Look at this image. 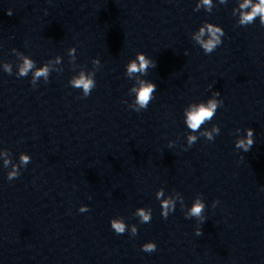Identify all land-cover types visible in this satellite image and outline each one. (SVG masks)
Here are the masks:
<instances>
[{
    "label": "clouds",
    "instance_id": "clouds-1",
    "mask_svg": "<svg viewBox=\"0 0 264 264\" xmlns=\"http://www.w3.org/2000/svg\"><path fill=\"white\" fill-rule=\"evenodd\" d=\"M219 4H226L227 0H218ZM238 6L232 9V14L234 16L238 15L237 23L240 26H247L256 21L259 18V22L264 26V0H237ZM215 7L213 0H198L196 7L193 11H199L203 8L205 11L211 13ZM8 15H12V9L7 10ZM224 29L216 24L205 22L202 26L199 27L198 31L192 33V39L203 49L205 54H211L215 49L221 45L222 37L224 36ZM16 50L13 49V52ZM76 49L75 47L68 49V55L75 59ZM22 62L17 65V77H26L31 72L32 78L30 83L33 87L37 85L38 80L43 78L45 82L48 81L49 75L51 73L50 65L53 61L49 60L47 63H44L42 66L37 67L36 62L31 59L29 56L24 55L23 53H18ZM60 57L57 56L55 63H60ZM92 64L97 67V70L100 66V60L95 58L92 60ZM149 67H156V62L150 59L145 53L137 52L134 59L129 60L126 65L125 75L132 79L134 74L138 76H144L147 74ZM3 69L6 73L11 75L13 73L12 65L10 63H4ZM95 73H86L81 71L78 75L73 76L69 84L73 88L81 89L83 96L87 97L91 94V91L96 86V81L94 79ZM211 87V85L209 86ZM157 90V85L145 79H138L134 85L131 87L129 94L135 96L134 101L128 105L129 108L140 112L141 110H146L149 103L153 99V94ZM220 95L219 91H213L211 98L206 102L201 101L198 103H192L184 109V118L187 128L190 130L187 135V145L191 147L197 140L198 135L194 133H199V136L205 137L207 140H214L216 135L220 134V128L218 125H213L211 129H204L201 131L202 126L208 123L213 119L216 114L218 107L223 105V101L217 99ZM126 103V101H125ZM240 129H236V132H239ZM246 133L240 138H237L235 141V147L237 149L243 150V152H248L254 145V129L247 128L244 130ZM174 142L170 141L169 146L171 147ZM5 157L8 156V153H3ZM31 160V157L27 154H20V163L19 165L12 164V169L7 173V179L9 181L17 178L20 175L19 169L26 166ZM11 163L9 159L4 160V167L7 168ZM176 197L182 200L179 193H176ZM156 198L160 201L161 205V215L163 218L167 219L168 215L175 210L176 199L172 196H165L163 188H160L156 191ZM218 203L215 201L213 206ZM205 209L204 201L197 197L189 208L186 218H197L200 222H204L205 216L203 215ZM86 205H82L79 208L80 212L88 211ZM135 216L140 218L141 223H149L152 218V213L150 208L140 207L137 208ZM111 228L115 231L116 234H124L126 231L130 230V234L135 236L137 234L136 225L129 227L124 222L123 218H113L110 221ZM195 233L197 236L202 234V230L199 226L196 227ZM142 251L151 253L156 250V244L154 242H146L142 246Z\"/></svg>",
    "mask_w": 264,
    "mask_h": 264
}]
</instances>
